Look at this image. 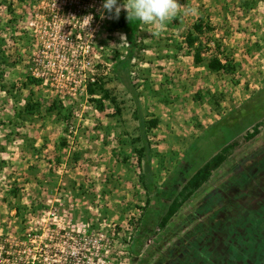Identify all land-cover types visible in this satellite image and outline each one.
Returning a JSON list of instances; mask_svg holds the SVG:
<instances>
[{
  "label": "rangeland",
  "instance_id": "rangeland-1",
  "mask_svg": "<svg viewBox=\"0 0 264 264\" xmlns=\"http://www.w3.org/2000/svg\"><path fill=\"white\" fill-rule=\"evenodd\" d=\"M34 2L0 0V64H5L6 56L1 52L8 48L5 42L8 30L12 32L11 39L22 44L25 61L30 60L33 44L23 30L22 13ZM178 2L196 9V14L173 21L159 36L151 35L148 26L141 24L137 50L130 63L142 115L146 121L157 118L160 123L147 133L157 187L162 186L175 168L187 170L185 154L203 128L264 87V0ZM198 19L209 24L212 31L202 37L209 51L204 52L203 64L195 66L193 52L186 47L184 39ZM109 27L95 44V63L99 68H106L105 64L111 68L127 52L120 36L106 35ZM214 43L219 44V52ZM211 55L230 59L237 67L236 74L231 77L209 72L206 62ZM105 78L106 87L123 108L120 120L113 117L114 109L109 101H103L104 110L100 111L87 96L61 102L64 109L60 117L57 113L47 116L45 110L51 101L42 102L40 112L30 118L31 122H20V128L15 131L14 126H18L15 121L8 131L0 132V149L7 148L0 150V163L5 162L0 164V232L6 230L9 222L14 228L22 221L27 207L44 206L49 199L58 198L60 190H66L78 206L74 211L77 217L116 226L124 245L123 264H188L181 257H173L175 248H179L177 244L183 245L185 239L203 231L212 235L218 215H227L220 210L231 196H236L234 200L246 197L254 201L262 195L264 123L260 134L235 151L213 173L198 196L192 197L161 228L155 215L158 210L152 207V195L145 194L138 179L141 171L138 154L143 150L137 139L140 134L134 118L135 104L131 94L113 79L110 70ZM22 79L29 84L28 74L22 73ZM49 100L59 101L55 96ZM67 110L71 114L65 120ZM76 111L80 116L75 115ZM209 136L202 147L191 153L192 158H197V166L206 163L223 146L218 141L214 143L213 132ZM34 142H38L37 147ZM25 143L27 147L20 149ZM27 148L30 153H25ZM147 198L151 200L149 203ZM61 200L67 204V198ZM255 219L253 227L263 218ZM205 236L202 241L207 240ZM187 247L194 252L193 241ZM133 248L136 255L132 254Z\"/></svg>",
  "mask_w": 264,
  "mask_h": 264
},
{
  "label": "built area",
  "instance_id": "built-area-1",
  "mask_svg": "<svg viewBox=\"0 0 264 264\" xmlns=\"http://www.w3.org/2000/svg\"><path fill=\"white\" fill-rule=\"evenodd\" d=\"M103 2L35 0L22 13L23 30L33 44L27 74L63 104L86 98L88 87L111 71L109 64L99 68L95 63L97 38L114 20L101 19ZM106 35L120 36L127 50L123 31ZM75 115L80 116L78 111ZM71 198L60 190L48 204L27 207L14 228L9 222L0 232V264H123L124 245L116 226L77 217Z\"/></svg>",
  "mask_w": 264,
  "mask_h": 264
},
{
  "label": "trees",
  "instance_id": "trees-1",
  "mask_svg": "<svg viewBox=\"0 0 264 264\" xmlns=\"http://www.w3.org/2000/svg\"><path fill=\"white\" fill-rule=\"evenodd\" d=\"M126 16V11H122L119 19H114L109 27V31H123L128 42L126 55L122 60L116 61L112 65L111 73L113 75V79L119 82L131 94L135 104L134 118L138 122L140 134L137 139L142 145L143 150L138 154V165L141 169L138 179L145 194L147 196L152 195V207L158 210L155 214L159 220L157 225L164 228L182 209V207L198 191H200L205 184L208 183L213 173L218 170L235 151L241 149V147L260 134V127L264 123V87L255 92V94L246 102L221 116L218 121L206 128H203L185 154V161L188 166L187 170L184 171L179 168H175L170 172V174H168V176L165 177L162 186L157 187L151 165L152 152L147 138V133L151 129L157 128L159 120L157 118H151L147 121L145 120L142 115L139 96L132 84L130 63L137 50V41L139 39L138 33L141 23L138 20L129 22L126 19ZM211 31L212 28L209 24L204 23L202 19H198L193 24L192 31L188 32L184 39L186 47L193 52V63L195 66H199L204 62V52H208L209 50L203 45L202 37L207 32ZM214 46L216 51L219 52V44L214 43ZM5 61L6 60L4 59L3 63H5ZM206 67L211 73H223L224 75L231 77L237 72V67L230 59L224 58V60H222L217 55H211L208 58ZM29 80V84L39 83L32 79ZM106 86L107 82L105 76H101L94 84L90 85L87 90L89 102L95 105L98 110L103 111V101H109L114 109L113 117L120 120L123 112L121 103L118 101L117 96H114ZM96 96L99 98H95ZM216 105L218 111V104ZM63 109V105L60 101L52 100L50 105L45 110V113L47 116L57 113L58 117H60ZM40 110L41 104L38 101H35L33 94L30 93L25 105L20 111H17L16 114L21 119H26V117L30 118L35 116L40 112ZM70 114L71 112L67 110L66 114H64L65 120L69 119ZM247 129H251L250 132L248 131L243 134V132ZM216 131L218 134H221V136L214 133ZM210 132H213L215 136L214 143L218 141L223 144V146L206 163L202 166H200L201 164L197 166V158H192L191 153H193V150L196 147H202V144L210 137ZM228 132L232 133L230 136L225 137ZM0 164L3 165V162ZM150 201L151 200L147 198V203Z\"/></svg>",
  "mask_w": 264,
  "mask_h": 264
},
{
  "label": "flooded vegetation",
  "instance_id": "flooded-vegetation-1",
  "mask_svg": "<svg viewBox=\"0 0 264 264\" xmlns=\"http://www.w3.org/2000/svg\"><path fill=\"white\" fill-rule=\"evenodd\" d=\"M262 185V184H261ZM251 189V188H250ZM249 189V192L251 190ZM255 197L254 201L234 210L226 216L218 215L213 234L206 231L179 245L173 257H181L188 264H264V197ZM236 198V196H234ZM240 200L246 201V197ZM263 218L256 221V217ZM245 220H242V218ZM253 229L252 233L248 231ZM207 235V240L202 241ZM196 239V240H195ZM193 241L194 252H187V244ZM186 245V246H185ZM208 253V256L205 255ZM202 255V256H201Z\"/></svg>",
  "mask_w": 264,
  "mask_h": 264
},
{
  "label": "crops",
  "instance_id": "crops-1",
  "mask_svg": "<svg viewBox=\"0 0 264 264\" xmlns=\"http://www.w3.org/2000/svg\"><path fill=\"white\" fill-rule=\"evenodd\" d=\"M8 32L9 33L7 35L9 37L5 39V42L7 43L8 48H6V50H3V52H1V55L4 54L6 56L5 57L6 61H5V64H2V63L0 64V132L8 131V128L14 125L15 121H18L17 122L18 124H16L18 126H14L16 129L15 131H18V129L20 128L19 126L20 122L21 123L31 122L30 121L31 117L30 118L26 117V119H21L16 114L17 111H20L23 108L26 100L30 96V93L34 94V92L39 91L38 92L39 94L37 93L36 96H34V100L38 101L39 103H42L45 101L50 102L52 101V100H49L50 97L52 99L54 98V96H52V94L48 90L40 86L39 83L28 85L25 82V80L22 79V73L26 75L27 69H28V64H27L28 62L25 61V56L23 55L25 50L22 47V44L18 41V39H13V40L11 39L12 37L11 30H8ZM43 99H47V100H43ZM32 117L35 118V116H32ZM158 126H160V123L158 124ZM24 140L25 138L22 139L21 143L22 142L24 143ZM34 143H35V146L37 147L38 142H34ZM41 146H42V149L45 148L44 144ZM20 147H22V149L23 147L26 148L27 144L25 143L24 146L21 145L19 146V148ZM5 148L6 147L3 146V149H0V150L4 151ZM25 153H30L28 148L26 149ZM15 157H18V155H15ZM3 164H5V162H3ZM198 192L194 196H196ZM262 194H263L262 197H264V190H262ZM234 199L236 198L235 197L233 198L231 196V198L227 200L226 204L223 205L224 208L220 211H225L227 215L230 212L235 213L234 210L236 211V210H239V208L243 207V203L248 204L250 202V200L248 199L246 201H242L240 199L238 200H234ZM213 227H215V224ZM195 229L197 230L196 227ZM192 237H194V235ZM133 249L135 251V248ZM187 252H190L188 248H187ZM136 253L137 252L135 251L132 254L136 255Z\"/></svg>",
  "mask_w": 264,
  "mask_h": 264
},
{
  "label": "clouds",
  "instance_id": "clouds-1",
  "mask_svg": "<svg viewBox=\"0 0 264 264\" xmlns=\"http://www.w3.org/2000/svg\"><path fill=\"white\" fill-rule=\"evenodd\" d=\"M121 10L126 11L129 22L140 21L155 36H159L173 21H182L184 17L196 14V9L186 4L181 5L178 0H123V3H118V0H104L99 12L101 19H119ZM121 38L125 40L123 34Z\"/></svg>",
  "mask_w": 264,
  "mask_h": 264
}]
</instances>
